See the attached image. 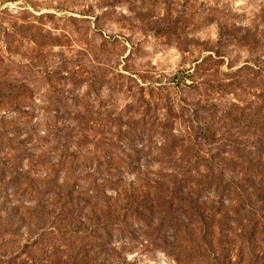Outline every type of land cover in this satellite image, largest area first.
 I'll return each instance as SVG.
<instances>
[{
    "label": "rangeland",
    "instance_id": "1",
    "mask_svg": "<svg viewBox=\"0 0 264 264\" xmlns=\"http://www.w3.org/2000/svg\"><path fill=\"white\" fill-rule=\"evenodd\" d=\"M0 264H264V0H0Z\"/></svg>",
    "mask_w": 264,
    "mask_h": 264
}]
</instances>
